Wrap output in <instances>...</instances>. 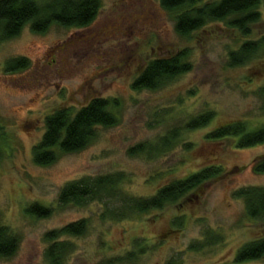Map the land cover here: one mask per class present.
I'll return each instance as SVG.
<instances>
[{"label": "rangeland", "instance_id": "obj_1", "mask_svg": "<svg viewBox=\"0 0 264 264\" xmlns=\"http://www.w3.org/2000/svg\"><path fill=\"white\" fill-rule=\"evenodd\" d=\"M100 5L87 26L53 24L36 33L26 25L0 42V225L19 239L15 253L0 257V264H50L45 252L55 241L68 247L61 264H264V257L235 261L245 243L264 236V220L246 216L243 199L234 195L241 187H264V172L253 168L264 156V143L239 148L240 135L207 139L214 128L236 121L246 131L264 126V50L238 67L227 62L229 51L264 36V0L248 34L225 19L186 36L175 30L177 11L159 0ZM181 49H187L190 70L157 89L132 87L150 59ZM20 56L27 57V67L7 71L6 61ZM96 97L110 101L117 123L98 126L79 151L54 148L52 163H35L33 147L45 131V117L57 108L75 112ZM205 111L213 112L205 126L184 129ZM176 128L177 138L161 148L160 139ZM139 143L160 151L138 152ZM211 166L221 173L197 195L122 219L106 212L119 207L109 198L58 202L65 184L84 178L120 174V191L148 197ZM35 203L50 214L28 212ZM79 220L85 221L83 234L46 238ZM131 253V261H115Z\"/></svg>", "mask_w": 264, "mask_h": 264}, {"label": "trees", "instance_id": "obj_2", "mask_svg": "<svg viewBox=\"0 0 264 264\" xmlns=\"http://www.w3.org/2000/svg\"><path fill=\"white\" fill-rule=\"evenodd\" d=\"M163 8L177 11L175 30L183 36L200 30L208 23L228 19V24L241 33L248 34V24L257 21V6L261 0H159ZM100 0H49L38 3L35 0H0V42L18 35L28 25L36 33L46 31L51 25L87 26L100 10ZM264 50V36L256 40H245L235 50L228 53V66L238 67ZM187 49H181L166 56L150 59L132 83L134 89H157L174 77L187 72L192 64L187 60ZM25 56L9 59L5 69L14 71L27 67ZM264 98V87L260 89ZM110 101L96 97L86 105L72 112L70 108H57L45 119V131L41 140L33 147V160L37 164H50L56 159L54 148L62 152H76L85 147L96 134L98 126L109 127L117 123L118 117L110 110ZM264 107V105H263ZM213 117L212 111H205L190 118L184 129H195L205 126ZM179 129H171L160 140L161 148L170 146L178 136ZM232 135H240L237 142L239 148L264 143V126L246 131L242 121L214 128L207 134V139L217 140ZM160 149V148H159ZM158 148L148 147L145 143L136 145L138 152L157 153ZM256 172H264V156L258 157L253 163ZM219 166H211L195 171L183 178L175 179L162 186L148 197L126 194L118 188L120 174L102 175L84 178L80 181L65 184L58 196L60 205L84 204L91 200L109 198L117 201L119 207L111 206L106 212L114 219H122L134 213H146L153 209H161L175 203L183 197L195 196L204 183L220 175ZM244 202L246 216L264 220V187L245 186L234 191ZM188 198V197H187ZM28 212L37 216H47L50 209L32 204ZM108 215V216H109ZM85 221L79 220L62 226L58 230L46 234L48 239H56L61 235H81ZM19 239L6 226L0 225V257H9L17 250ZM69 246V245H68ZM68 247L63 242H53L45 252L50 264H61V259ZM131 253L119 257L115 261L133 260ZM264 257V236L245 243L237 252L235 261Z\"/></svg>", "mask_w": 264, "mask_h": 264}]
</instances>
